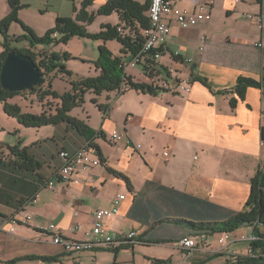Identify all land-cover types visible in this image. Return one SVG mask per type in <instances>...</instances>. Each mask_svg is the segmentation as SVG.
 <instances>
[{
    "label": "crops",
    "instance_id": "crops-1",
    "mask_svg": "<svg viewBox=\"0 0 264 264\" xmlns=\"http://www.w3.org/2000/svg\"><path fill=\"white\" fill-rule=\"evenodd\" d=\"M135 1L145 4L149 0ZM172 1L190 13L209 3ZM83 2L20 0L19 19L43 36L58 18L75 19ZM107 2L94 0L87 11L97 13ZM263 9L264 0H214L206 22L188 30L172 25L169 50L181 47L183 56L193 59L192 65L173 66L174 76L192 83L189 94L129 91L118 95L114 91L96 98L98 104L108 107L106 117L99 108L88 112V121L76 115L94 133L104 134L93 140L100 148L102 164L84 173L78 185L56 181L61 163L58 152L81 148L87 143L84 136L66 123L39 129L16 124L13 130L22 136L21 148L40 166L31 170L17 165L4 147L17 145L0 141V264H71L74 259L83 264H201L215 254L222 255L220 264H230L232 252L247 253L252 244L247 238L255 235L252 227H246L242 236L238 234L244 227L229 234L228 248L223 251L219 234L208 235L207 242L190 258L180 242L197 235L184 221L218 220L219 212L204 203L227 212L247 211L251 181L264 165L262 91L250 87L243 99L233 93L239 78L260 82L264 77V53L255 46L259 38L264 39V32L245 18L259 15ZM9 13L8 0H0V19ZM114 19L117 23H112ZM102 21L111 26L120 23L117 13ZM118 44L120 55H113L122 60L124 53ZM161 63L169 64L168 57ZM128 74L136 82H147L143 72L128 70ZM94 115L100 123L94 121ZM3 130L10 132L11 127ZM114 130L141 144L142 150L110 143L107 136ZM165 151L169 158L164 157ZM109 168L126 176L130 187L109 173ZM51 180L54 188L46 187ZM119 196L125 199L119 201ZM115 202L119 213L107 221L108 227L113 232H137L141 243L114 252L95 248L69 254L53 244L52 234L43 230L54 224L65 239L86 241L93 213L111 209ZM27 217L30 219L22 223ZM11 220L21 222L14 232L10 231ZM31 256L58 261L25 260Z\"/></svg>",
    "mask_w": 264,
    "mask_h": 264
},
{
    "label": "trees",
    "instance_id": "trees-1",
    "mask_svg": "<svg viewBox=\"0 0 264 264\" xmlns=\"http://www.w3.org/2000/svg\"><path fill=\"white\" fill-rule=\"evenodd\" d=\"M10 6V13L0 21V35L4 37L6 41L9 39V28L11 24H20L25 34L23 39L28 42L30 49H11L4 45V51L0 54V70L1 66L10 52L22 53L30 56L40 69L42 74V84L32 90L30 93H40L42 87L45 84V73L53 74L54 76L59 73H67L64 61L67 60V56H61L58 53L49 52L42 56L41 60L31 51L38 46L45 49L51 45H59L60 43H67L68 40L74 37L78 38H90L93 40H101L104 43L108 41H117L122 45V53L128 51L137 52L142 48L143 38L140 31L147 29L149 26L148 21V9L149 1L145 4H140L135 0H108V2L102 6L97 13H89L87 9L93 4L94 0H84L82 8L77 12L76 18H58L55 26L50 29L45 35L38 36L35 31L27 26L19 19V11L22 9L20 0H8ZM113 13H117L120 23L113 27L111 25H102V28L97 34H90L86 30V27L94 22L97 16H111ZM121 28L124 33H119L118 29ZM128 31V34H126ZM55 35H57L55 37ZM120 57H115L105 46H101L99 49V59L95 64L96 70L99 75L96 77L83 78L73 83L71 92L64 95H59L52 90V82L49 83L46 90L39 94V99L44 100L46 98H52L57 100L59 104L50 111L43 110L40 115H34L24 112L18 104H12L9 101L17 96H20L24 92H10L2 88L0 84V103L3 104L4 112L7 116L16 119L23 127L29 129H39L46 126H56L61 123H66L69 128L76 130L80 135L87 139L92 147L101 155L100 148L93 142L95 137H104V134L99 131L94 133L93 130L83 121L77 118L71 117L70 113L73 109L81 107L85 102V95L91 91L95 95L100 96L104 92H114L121 88L125 74L120 66ZM164 68L161 67V70ZM45 71V73L43 72ZM70 75V74H69ZM130 87L132 90L139 91L141 93L158 95L161 93L158 90L152 89L150 86L144 83H134L129 76ZM257 87L262 89L261 81L258 82L251 78L241 77L238 79L236 86L233 89L240 99H243L248 88ZM93 103L99 108V110L106 117L108 114V107L98 104L94 99ZM232 106H235V101H232ZM261 138L264 142V128L261 130ZM2 147V145H0ZM8 149L9 153L15 158L16 164L20 165L24 169H36L40 166V163L35 161L27 152L26 148H21L20 145L15 147L4 146ZM109 173L113 174L120 179H123L128 183L130 187L129 179L123 174L116 172L112 169H108ZM203 204V203H202ZM206 206H210L215 212H219V218L216 221L210 222H188L184 223L196 231V233H205L209 236L214 234L229 233L232 234L242 227H252L255 235L258 237L256 242L251 244L254 251H264V234L261 229L264 230V165L257 172L256 176L251 181V194L247 201V211L240 213L227 212L223 208L214 206L210 203H204ZM140 240V238H139ZM141 241V240H140ZM221 254H215L208 257L204 262L218 258ZM25 260H40L42 262H57L58 258L47 257H28ZM15 263V261L13 262ZM160 264V263H158ZM230 264H264V257L250 258L241 257L236 263Z\"/></svg>",
    "mask_w": 264,
    "mask_h": 264
},
{
    "label": "built area",
    "instance_id": "built-area-1",
    "mask_svg": "<svg viewBox=\"0 0 264 264\" xmlns=\"http://www.w3.org/2000/svg\"><path fill=\"white\" fill-rule=\"evenodd\" d=\"M214 0H209V3L201 5L198 12L190 13L186 10L178 8L172 0H149L147 29L140 31L143 38L142 48L137 52L128 51L123 54L121 60V68L124 71L125 77L121 88L117 90L118 95L125 94L132 90L130 87L129 76L134 83H144L152 89L160 92H174L180 94H189L191 92L192 83L187 79H180L174 76L175 65H192L193 59L191 57H184L182 48L177 47L174 51L169 50V43L172 36V25L176 24L182 30H188L196 27L211 17V7ZM246 19L252 21L262 33L264 32V9L259 15H246ZM119 33H124L121 28ZM57 35H55L56 37ZM255 46L264 53V39L259 38ZM168 57L169 64H162L161 61ZM42 57H38L41 60ZM142 67V72L147 77V82H136L135 79L128 74V70L136 67ZM161 67L164 69L161 70ZM45 73V71L43 70ZM262 84V101L264 103V77L261 80ZM108 141L112 144L125 143L129 148L135 151H141L142 145L131 141L126 137V134L121 131H112L107 136ZM164 157L169 158L168 151L164 152ZM60 160V167L56 174L57 182H64L67 184L78 185L81 182V177L84 173L96 168L102 164L100 154L92 145L87 142L81 148L74 152L61 150L58 152ZM45 186L54 188V181H47ZM38 197V196H37ZM33 199V202L37 201ZM119 201L125 199V196H119ZM119 213V203L115 202L111 209H98L93 213V222L90 230L86 233V241H73L65 239L61 236L58 228L54 224H50L43 230L51 233L53 237V244L61 247L65 253L80 254L86 251L94 250L95 248H104L110 251H118L126 246L141 243L137 232H113L107 224V221ZM30 217L25 218L22 223H26ZM14 232L15 227L21 222L16 220L9 221ZM77 231L78 228L76 227ZM208 235L205 233H198L184 237L180 244L182 249L186 252L187 258L193 256L201 244L207 242ZM229 233H221L218 237V244L220 251L226 250L229 245ZM247 240L250 243L256 242L258 237L250 235ZM250 258L264 257V251H254L250 247L246 256ZM232 263H236L241 256L236 252H232L230 256ZM71 264H83L79 259H74ZM161 264V263H160Z\"/></svg>",
    "mask_w": 264,
    "mask_h": 264
},
{
    "label": "rangeland",
    "instance_id": "rangeland-1",
    "mask_svg": "<svg viewBox=\"0 0 264 264\" xmlns=\"http://www.w3.org/2000/svg\"><path fill=\"white\" fill-rule=\"evenodd\" d=\"M6 16H3L0 21H2ZM104 20H111V16H97L94 22L86 27V30L90 34H97L100 32L102 28V23ZM113 21V20H112ZM117 23V19H114V22ZM117 26V25H115ZM113 26V27H115ZM25 32L20 24L13 23L9 28V39L6 41L2 35H0V54L4 51V45L7 43V46L11 49H30L28 42L23 39ZM101 46H105L112 54L119 52V44L117 41H108L104 43L101 40H93L90 38H78L74 37L67 41V43H60L59 45H51L47 49L38 46L31 51L37 56L42 57L46 53L54 52L58 53L61 56L66 55L67 60L64 61L66 66L67 73H59L54 76L53 74L45 73L44 80L45 84L42 87V90L39 94L43 93L50 82H52V90L58 93L59 95H64L66 93L71 92L73 88V83L77 82L83 78L87 77H96V67L95 64L99 59V49ZM120 55V52H119ZM131 70H137L142 73L141 67H136ZM129 70V71H131ZM70 74V75H69ZM138 79H141L137 76ZM110 93V92H109ZM174 93V92H171ZM38 93H30L28 91L22 93L20 96H17L11 99L9 102L12 104H18L24 112L40 115L43 110L50 111L53 110L59 102L52 98H46L44 100L39 99ZM103 94H108V92H104ZM106 96V95H105ZM98 98L93 92L89 91L85 95V102L81 107H77L72 110L70 113L71 117H75L76 115H81L85 121L89 120L88 112H94L93 110H97L98 107L93 103V100ZM87 108V112H84ZM12 118V117H11ZM78 119V118H77ZM81 121V120H80ZM94 121H99L97 117L94 115ZM100 123V121H99ZM16 124H20L16 119H9V116H6L3 105L0 103V141L11 142L15 145L23 146L24 142H21L22 136L16 134L13 130V127ZM4 127L10 128V132L3 130ZM248 230L244 227L239 236L245 234ZM241 251V250H240ZM241 253V254H240ZM237 253L239 256L244 257L246 253L240 252ZM220 257L211 259L204 264H220Z\"/></svg>",
    "mask_w": 264,
    "mask_h": 264
},
{
    "label": "water",
    "instance_id": "water-1",
    "mask_svg": "<svg viewBox=\"0 0 264 264\" xmlns=\"http://www.w3.org/2000/svg\"><path fill=\"white\" fill-rule=\"evenodd\" d=\"M42 74L34 60L25 54L10 52L0 70L3 89L16 93L26 92L42 84Z\"/></svg>",
    "mask_w": 264,
    "mask_h": 264
}]
</instances>
